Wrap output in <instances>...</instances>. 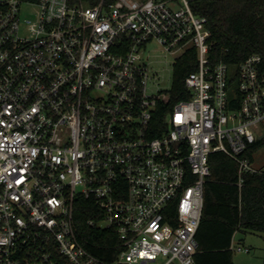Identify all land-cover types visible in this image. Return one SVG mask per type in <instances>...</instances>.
<instances>
[{
	"label": "built area",
	"instance_id": "2783aa9c",
	"mask_svg": "<svg viewBox=\"0 0 264 264\" xmlns=\"http://www.w3.org/2000/svg\"><path fill=\"white\" fill-rule=\"evenodd\" d=\"M194 1L0 0V264H196L211 154L256 170L264 72L257 53L212 59ZM152 41L198 49L164 124Z\"/></svg>",
	"mask_w": 264,
	"mask_h": 264
},
{
	"label": "trees",
	"instance_id": "16d2710c",
	"mask_svg": "<svg viewBox=\"0 0 264 264\" xmlns=\"http://www.w3.org/2000/svg\"><path fill=\"white\" fill-rule=\"evenodd\" d=\"M192 4L197 13L208 18L210 55L214 61L239 63L248 55L257 53L261 56L260 70L264 72V0H195ZM197 67L198 49L195 45L176 57L170 99L160 103L158 108L157 116L163 124L173 104L190 95L185 79ZM153 133L159 134L161 129ZM261 144H264V132L245 152L251 162L254 151ZM210 163L212 173L205 183L195 260L196 264H234L231 245L235 233L238 230L264 233V170H247L241 176L238 161L224 151L213 152ZM91 204V198L80 196L76 214L78 226L90 236L87 218L91 215ZM101 253L112 258V255ZM62 264L74 263L63 257Z\"/></svg>",
	"mask_w": 264,
	"mask_h": 264
},
{
	"label": "rangeland",
	"instance_id": "374dc122",
	"mask_svg": "<svg viewBox=\"0 0 264 264\" xmlns=\"http://www.w3.org/2000/svg\"><path fill=\"white\" fill-rule=\"evenodd\" d=\"M26 16L33 17L30 11ZM144 57L150 66L152 74V87H160L162 89H170L173 83L174 61L177 54L166 50L164 46L152 41L148 44L147 50L144 51ZM260 131L264 132V123L261 125ZM254 159L252 165L259 170H264V144H261L253 153ZM237 245L240 243L250 247V251H240L234 249V264H263L264 260V233L263 232H247L243 233L238 230L236 232ZM241 237V238H240Z\"/></svg>",
	"mask_w": 264,
	"mask_h": 264
},
{
	"label": "crops",
	"instance_id": "0c3cea01",
	"mask_svg": "<svg viewBox=\"0 0 264 264\" xmlns=\"http://www.w3.org/2000/svg\"><path fill=\"white\" fill-rule=\"evenodd\" d=\"M240 231H242V230H240ZM243 233H247V232H245V231H242ZM250 232V231H249ZM237 237V235H236V233H235V235H234V238H233V243H235V244H237L236 243V238ZM241 238V237H240ZM240 243L239 244H241V240L239 241ZM242 245H244V244H242Z\"/></svg>",
	"mask_w": 264,
	"mask_h": 264
}]
</instances>
